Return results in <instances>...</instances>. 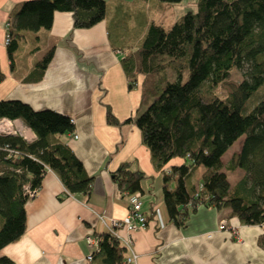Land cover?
<instances>
[{"label": "trees", "instance_id": "16d2710c", "mask_svg": "<svg viewBox=\"0 0 264 264\" xmlns=\"http://www.w3.org/2000/svg\"><path fill=\"white\" fill-rule=\"evenodd\" d=\"M161 1L181 0H156ZM106 8V0L15 3L8 12L7 53L12 58L24 32L49 29L55 11L71 12L73 26L87 28L106 17ZM120 50L128 88L140 86L133 121L152 163L160 170L171 158H184L162 175L168 221L183 228L190 214L204 205L228 210L240 224H264V0H198L194 11H186L169 27L151 20L134 48ZM52 54L53 47L36 62L40 72ZM233 68H245L244 77L221 97L215 89ZM168 70L176 80L168 78ZM260 87L261 97L248 108L247 100ZM1 117L20 119L36 138L27 141L17 134H0V249L23 234L25 204L32 198L26 187L38 190L47 169L67 193L85 198L95 178L61 140L73 132L69 116L51 109L34 110L16 99H0ZM106 121L120 125L131 119L120 122L106 106ZM241 136L239 152L224 165L222 155ZM197 166L203 167L200 189L189 183V173ZM236 167L245 175L230 186L226 172ZM111 175L125 194L140 191L145 178L131 161L121 163ZM98 235L99 249L93 252L91 264H124L125 246L109 232ZM258 243L264 247V235ZM0 264L14 263L0 256Z\"/></svg>", "mask_w": 264, "mask_h": 264}, {"label": "crops", "instance_id": "0c3cea01", "mask_svg": "<svg viewBox=\"0 0 264 264\" xmlns=\"http://www.w3.org/2000/svg\"><path fill=\"white\" fill-rule=\"evenodd\" d=\"M21 1L0 0V99H16L34 110L51 109L69 116L73 132L61 140L95 178L85 198L67 193L55 173L47 169L36 195L25 204L23 234L3 246L0 256L9 257L14 264H91L87 257L92 249L86 236L106 231L102 219L108 223L128 214V196L119 190L111 173L131 161L132 167L145 174L139 193L141 211L148 221L145 228L130 234L134 264H264V247L258 243L264 224H240L228 210L204 205L190 214L183 228L168 221L162 175L171 166L181 165L184 158H171L160 170L155 168L133 121L140 86L128 88L119 62L124 53L120 48L136 46L153 20L152 9L162 8V4L156 0H106V17L87 28L74 27L71 12L55 11L50 28L24 32L10 58L4 41L8 12ZM51 47L52 57L40 72L35 64ZM106 106L120 122L131 121L108 124ZM24 138H36L26 125ZM243 139L239 137L224 152V165L239 152ZM202 172V166L190 171V185L199 188ZM226 175L233 186L245 171L236 167ZM119 233L127 235L125 229Z\"/></svg>", "mask_w": 264, "mask_h": 264}, {"label": "built area", "instance_id": "2783aa9c", "mask_svg": "<svg viewBox=\"0 0 264 264\" xmlns=\"http://www.w3.org/2000/svg\"><path fill=\"white\" fill-rule=\"evenodd\" d=\"M8 26V23H7ZM5 43L9 41V37L6 34ZM24 127L25 125L19 119H9L7 117L0 118V134H17L24 137ZM75 136V134H74ZM76 137V136H75ZM202 185H199L200 189ZM28 195L33 197L36 195L37 190H29L26 187ZM129 207L128 214L123 220H119L116 218H111L108 223H106L103 219L102 222L105 225L106 232H109L116 239H118L121 244H123L127 250V256L124 259V264H134L136 259V254L133 252L131 248V233L143 229L147 226V218L144 213L141 211V201H140V193L136 191L133 194H127ZM120 229H125L127 235H121L119 233ZM101 236L98 234L90 233L86 236V243L92 249L91 253L88 255V259L91 260L94 251L99 249V240Z\"/></svg>", "mask_w": 264, "mask_h": 264}, {"label": "rangeland", "instance_id": "374dc122", "mask_svg": "<svg viewBox=\"0 0 264 264\" xmlns=\"http://www.w3.org/2000/svg\"><path fill=\"white\" fill-rule=\"evenodd\" d=\"M197 2L198 0H182L178 3H167L161 1L162 5L160 6L163 7L152 9L151 18L154 21L161 23L164 27H169L179 16L184 14L186 11H194L196 9ZM244 69L245 68H233L229 77L216 87L215 92L219 96L225 97L243 79ZM187 76L188 74L187 72H185L182 76V80L184 81ZM168 78L170 80L177 79L176 74H174L171 70H168ZM262 90L263 87L258 88L247 100L246 105L248 108H250L257 102V100H259Z\"/></svg>", "mask_w": 264, "mask_h": 264}]
</instances>
